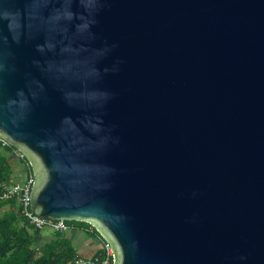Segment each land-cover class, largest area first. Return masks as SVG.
Masks as SVG:
<instances>
[{"label": "water", "instance_id": "water-1", "mask_svg": "<svg viewBox=\"0 0 264 264\" xmlns=\"http://www.w3.org/2000/svg\"><path fill=\"white\" fill-rule=\"evenodd\" d=\"M0 137L31 212L112 264H264V0H0Z\"/></svg>", "mask_w": 264, "mask_h": 264}, {"label": "trees", "instance_id": "trees-1", "mask_svg": "<svg viewBox=\"0 0 264 264\" xmlns=\"http://www.w3.org/2000/svg\"><path fill=\"white\" fill-rule=\"evenodd\" d=\"M17 150L11 145L2 146L0 142V191L1 186L13 180V167L10 157L16 158L24 167L26 177L32 176L31 169L24 157L15 155ZM12 206L0 213V264H72L78 256L73 244L63 234L54 233L51 241L38 245V230L21 217L15 200L0 199V209ZM68 228L84 231L89 236L99 237L95 229L84 221L65 222ZM105 244V243H104ZM103 244V245H104ZM103 249L97 257L101 258Z\"/></svg>", "mask_w": 264, "mask_h": 264}, {"label": "built area", "instance_id": "built-area-1", "mask_svg": "<svg viewBox=\"0 0 264 264\" xmlns=\"http://www.w3.org/2000/svg\"><path fill=\"white\" fill-rule=\"evenodd\" d=\"M2 146L9 145L0 137ZM17 157H23L18 151L15 152ZM33 178L26 177L23 182L12 181L1 186L0 199L15 200L19 206V213L21 217L25 218L33 229L41 231L48 229L54 233L64 234L68 226L65 221L51 220L49 218H42L31 212L29 196L31 193ZM112 252L108 244L103 245V255L101 258L95 257L91 259L77 256L72 264H112Z\"/></svg>", "mask_w": 264, "mask_h": 264}, {"label": "crops", "instance_id": "crops-1", "mask_svg": "<svg viewBox=\"0 0 264 264\" xmlns=\"http://www.w3.org/2000/svg\"><path fill=\"white\" fill-rule=\"evenodd\" d=\"M10 161L13 170L21 169L26 179L24 167L18 164L19 161L14 157H10ZM12 179L15 180L14 175ZM11 207L12 206L10 205L4 206L0 209V213L8 211V209H10ZM63 235L73 244L77 251V255L82 258H95L97 257L98 253L103 249L100 237L89 236L82 230L76 228H68ZM52 238L53 232L48 229H43L39 231V234L36 237V242L38 245H42L46 242L51 241Z\"/></svg>", "mask_w": 264, "mask_h": 264}, {"label": "rangeland", "instance_id": "rangeland-1", "mask_svg": "<svg viewBox=\"0 0 264 264\" xmlns=\"http://www.w3.org/2000/svg\"><path fill=\"white\" fill-rule=\"evenodd\" d=\"M13 175H14L15 181L17 182H23L25 180V176L23 175V172L21 169L13 170Z\"/></svg>", "mask_w": 264, "mask_h": 264}, {"label": "clouds", "instance_id": "clouds-1", "mask_svg": "<svg viewBox=\"0 0 264 264\" xmlns=\"http://www.w3.org/2000/svg\"><path fill=\"white\" fill-rule=\"evenodd\" d=\"M0 15H2L5 19L11 18V17H15L17 14H13L10 11L6 10V9H2L0 8Z\"/></svg>", "mask_w": 264, "mask_h": 264}]
</instances>
